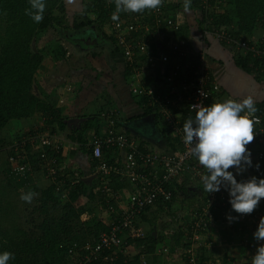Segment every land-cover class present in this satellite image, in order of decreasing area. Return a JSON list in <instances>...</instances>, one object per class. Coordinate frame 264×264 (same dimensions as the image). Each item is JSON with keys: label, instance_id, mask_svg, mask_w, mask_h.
I'll return each mask as SVG.
<instances>
[{"label": "built area", "instance_id": "2783aa9c", "mask_svg": "<svg viewBox=\"0 0 264 264\" xmlns=\"http://www.w3.org/2000/svg\"><path fill=\"white\" fill-rule=\"evenodd\" d=\"M200 1L203 9L216 14H222L226 9L223 0H214L213 4H210L209 0ZM170 2L171 0H163L158 9L146 10L143 13L129 12L125 18L111 20L110 29L115 33L117 51L126 66L130 67L128 76L131 78L128 79V86L131 94L138 99L144 98L145 106L157 107L169 126L168 132L178 135L181 146L175 152L144 149L132 136L116 131L119 118V110L116 107L110 106L99 113V118L106 122V130L101 135H94L88 145L92 157L98 160L94 169L95 176H99L104 184L106 197L110 198L107 200V211L110 214L108 229L101 232L94 243L86 241L70 244L67 252L70 261L68 264H111L116 259L117 248L121 247V243L125 244L123 235L132 238L143 236L136 223L138 216L156 202L171 201L173 191L170 184L175 178L187 172L203 186L200 176L206 174V170L190 155L189 147L183 141L184 123H181L176 111L184 110L186 119L190 116L194 118L192 105L207 106L211 104L212 99L222 101L221 87L211 76L204 53L195 52L194 57H191L193 47L190 38L181 31L178 8H168ZM199 12L202 10L199 9ZM258 24L264 32V16L259 19ZM205 26L203 36L212 34L230 49L234 47L239 54L250 52L253 57L258 58L264 54L261 49L264 38L257 41L256 46L246 38L242 40L241 37H235L232 25L221 24L218 28L212 24ZM231 52L234 53L232 49ZM259 68L262 70V67ZM152 72H157V78L155 75L154 80L146 81L145 77L150 76ZM254 119L258 120V123H254V140L248 145H255L258 149L254 160H251L252 166L246 167L242 174H237L235 168L229 169L238 182L252 176L264 178V172L260 168V161L264 157V111L257 108ZM52 136L50 132L44 131L23 132L11 147H14L15 152L22 150L23 153L25 148L29 147L31 152L37 154V171L55 182L59 162L49 150L60 152L61 146ZM104 151L122 152V160L109 161L106 158L105 161ZM9 160L15 174L27 169L26 162L23 163L14 156H10ZM113 174L125 179L134 187L129 193L126 206L119 210L110 204L111 200L114 201L113 191L109 186V178ZM206 197L204 207L194 212L185 227L186 240L190 241H186L190 245L184 249L188 264H214L211 260H201L195 251V242L201 241L210 227V208L222 209V217L227 224L238 230L255 232L260 217L264 216V206L259 205L251 214L236 213L229 202V192L223 186L218 192L206 193ZM229 216L236 219L230 222ZM260 243L262 242L256 239L253 242L247 239L242 242L243 246H251V249Z\"/></svg>", "mask_w": 264, "mask_h": 264}, {"label": "crops", "instance_id": "0c3cea01", "mask_svg": "<svg viewBox=\"0 0 264 264\" xmlns=\"http://www.w3.org/2000/svg\"><path fill=\"white\" fill-rule=\"evenodd\" d=\"M79 7L81 9V3ZM195 22L197 23V19H195ZM189 28L190 43L193 47L190 55L194 57L195 52L204 53L210 74L221 87L220 97L223 100L232 98L240 101L245 96H251L255 104L264 100V82L257 81L253 74L246 73L234 63L230 47L223 45L212 34L203 36L202 31L197 30V25L193 24V20ZM115 52L110 55L106 54V56L101 54L97 57L98 61L93 57L94 55L86 58L80 57L79 60L72 58L74 60L72 63L67 62L68 58H59L51 62L46 61L43 64L44 66L41 67L42 69L38 70V73L41 72V76L48 73V78L52 82L42 80L44 82L39 83L37 80L39 74L35 73L32 92L35 95L37 94L43 104H46L49 108L47 111H36L27 118L12 120L9 125L2 128L3 135H16L17 133L19 135L27 131L31 133L50 132L53 135L52 139L58 140L61 146V164L65 169L82 171L83 178L88 177L90 181L96 176L93 167L90 166L86 148L94 135L104 133L105 129L99 127V125L97 126L99 121L102 120L99 118V113L101 110L104 111L106 108L113 106L119 110L117 124L119 131L135 138L140 142L141 147L152 151H178L181 146L178 135L175 136L168 131L164 133L165 136L160 133L161 130L165 129L164 120L160 117L156 118L152 113L143 114L146 106L140 102L142 100L131 94L127 75L124 74L123 64L125 66L126 64L119 52ZM101 76L104 80L100 79ZM212 100L211 103L215 101ZM52 110H55L57 117L53 115ZM183 111H176L181 123L186 120ZM180 116H182V119ZM89 118H94L93 122L88 121ZM72 119L78 120L73 121ZM70 120L73 122L69 123ZM22 123H26L21 127L23 129L19 128L18 132H13V127L17 124L22 125ZM122 154V152L108 151L106 152V158L109 161H120L123 157ZM40 176L44 179L42 174ZM45 181L47 182V180ZM109 186L113 191L114 206L118 210L125 207L129 193L134 187L125 179H120L119 176L114 174L109 178ZM170 187L173 191L171 201L169 203L156 202L147 211L148 213L149 211H152V213L162 212L167 216L166 219L169 217L168 222L171 224L167 230V236L162 235L157 230H148V233H146L152 234V238H147L144 242L136 244L132 241L134 238L124 235L125 246L117 248L118 252L123 251L125 255L129 256L141 253L136 264H176L177 261L180 264H188L184 249L190 245L187 243L190 241L186 240L185 227L190 222L194 212L204 207L206 192L203 191V186L192 179L187 172L175 178ZM186 198L188 201H186ZM88 214L91 215L92 213ZM221 215L223 216L222 213ZM222 216L216 218L211 214L210 227L204 238L195 242L196 250L200 256L203 251V258L211 260L214 264H231L236 255L235 253L237 255L240 253L245 262V250L240 245L241 242L237 241L238 234H231L237 230L232 228L231 232L225 229L222 224L218 225L223 222L224 217ZM108 218L106 222H108ZM138 227L143 232V236L139 238L143 239L146 236L144 229L141 224H138ZM172 228L182 233L183 237L180 238L179 243L174 242L175 233L173 232L175 230ZM233 238L234 241H232ZM233 243L240 247L236 252L234 247L236 244L232 245ZM217 244L226 245L224 249H221L223 250L221 256L216 253L220 250L216 247ZM200 246L203 247L199 249Z\"/></svg>", "mask_w": 264, "mask_h": 264}, {"label": "trees", "instance_id": "16d2710c", "mask_svg": "<svg viewBox=\"0 0 264 264\" xmlns=\"http://www.w3.org/2000/svg\"><path fill=\"white\" fill-rule=\"evenodd\" d=\"M213 1L209 0L210 4H213ZM181 3L180 0L174 1L168 8L179 9ZM222 3L226 8L224 13L216 14L213 11L203 9L200 0H191V7L197 17V30L203 31L207 24L215 25L217 28L221 24H229L233 26V35L241 37L243 40L246 34L251 35L259 28V19L264 16V0H223ZM45 4L44 18L37 24L25 14V9L30 7L29 0H0V21L3 20L4 24L2 28L0 27V147L3 142L10 144L5 147V149L9 148L5 156V175L7 185L10 186L13 183L11 186L15 191L25 187L34 173L41 175L37 171L38 158L36 153L31 152L29 147L25 148L24 153L22 150L15 152L14 147H11L18 140V133L16 135H3L1 131L9 121L27 118L36 111H47L49 108L32 92L34 75L43 60L42 54L38 53L35 46L33 48V42L37 39L39 32L48 28L53 31L56 29L64 34L66 30H74L76 33L66 34V38L76 45L84 41V39L79 41L80 39L77 37L79 34H83V38L93 37L94 33L91 34L85 27H92L95 31L101 33V27L106 23L107 28H109V32H106V39L113 46V51H117L115 33L110 29L111 17L115 11L114 0L92 1L88 8L84 9L83 17L80 20H73L71 25L67 21L70 16L65 8V0H45ZM199 9L202 12H199ZM87 11L93 12L94 16H87L85 14ZM127 13L129 12H121L119 19L125 18ZM189 26L184 20H181V31L188 37H190ZM152 48L155 51L154 46ZM231 49L234 51V63L246 73L253 74L257 81L264 82V54L258 58L253 57L250 52L239 54L234 47H231ZM261 49L264 50V43ZM55 52L58 59L66 58L67 50L62 44L57 45ZM259 67H262V70ZM123 68L125 70L124 74L128 76L130 67L123 64ZM154 76L157 78V72H152L145 79L149 82L154 80ZM140 100H142L141 103H144V98ZM255 106L264 111V100L255 104ZM52 111L55 115V110ZM149 113H152L156 118H162L156 106H146L143 114L148 115ZM89 120L93 122L94 118H89ZM164 123L165 129L160 131L163 135L166 131H169V126L165 121ZM246 147L251 153V160H254L258 148L255 145H247ZM86 150L90 159V166L93 167L94 171L98 160L92 157L89 145ZM49 152L54 154L58 160L57 167L59 168L55 176V182L49 180L50 182H47L48 185L46 184L45 188H35L38 192L39 206H37V209L41 216L40 221L32 224L33 227L29 231L16 227L15 230L9 232L8 239L6 237L0 239V252L9 251L14 254V259L10 260L8 264H60L70 244L86 241L94 243L98 235L108 229V222L96 218L93 210L85 204L99 196L101 198L105 196L104 184L100 181L99 176L90 181L85 180L82 171L65 169L61 164V151L55 153L50 149ZM104 152L103 160L106 161V151ZM10 156H14L23 163L26 162L28 164L27 169L18 174L12 172ZM260 168L264 172V157L260 161ZM75 173L78 174L75 175ZM84 200L85 202H83ZM110 204L114 205L112 200ZM258 205L260 207L264 206V198L261 199ZM2 208L5 209L4 206ZM147 210H149V207L139 216L145 218ZM210 210L214 217L222 216V209L210 208ZM84 212L92 213L86 221L80 219V215ZM174 233V242L179 243L180 238L183 237L182 233L181 231ZM152 236V234H147L143 239L134 238L135 240L132 239V241L138 244L144 242L147 238H152ZM65 240L68 241L64 242ZM122 246L124 247L125 244L121 243ZM202 247L200 246L199 249ZM195 251L200 258L202 257L201 260L205 259L203 258V251L201 256L197 250ZM140 254L129 256L125 255L123 251L118 252L116 250V259L111 264H136ZM238 262L243 263L242 256L238 258Z\"/></svg>", "mask_w": 264, "mask_h": 264}, {"label": "clouds", "instance_id": "9594fccd", "mask_svg": "<svg viewBox=\"0 0 264 264\" xmlns=\"http://www.w3.org/2000/svg\"><path fill=\"white\" fill-rule=\"evenodd\" d=\"M115 11L111 19L119 20L121 12L141 13L155 10L162 6L163 0H114ZM29 8L25 9L35 23L43 20L45 0H29ZM184 10L191 8V0H184ZM195 116L188 117L183 124V141L189 147L190 155L206 170L200 179L203 191L214 193L223 186L229 192L232 209L239 214H251L264 198V178H251L238 182L230 168L242 173L246 167L252 166L251 153L246 147L254 140V119L257 112L251 96L240 101L232 98L217 100L210 105L196 107L192 105ZM258 167V165H256ZM34 193H22L21 199L30 203ZM233 221L235 217H228ZM257 241H261L251 264H264V216H261L256 231L253 233ZM14 259L9 251L0 252V264H8Z\"/></svg>", "mask_w": 264, "mask_h": 264}, {"label": "rangeland", "instance_id": "374dc122", "mask_svg": "<svg viewBox=\"0 0 264 264\" xmlns=\"http://www.w3.org/2000/svg\"><path fill=\"white\" fill-rule=\"evenodd\" d=\"M92 1H95V0H65V3H66L65 8H66L68 15L70 16V19L67 21L70 23V25H71L73 20H80L83 17L82 14L84 12V9H86V7L88 8V5ZM174 1L176 2L177 0H171L170 3L174 2ZM180 1H182V3H181L182 5H180V8L177 10V13L181 17V20H184V22L189 24L190 26L192 24V20H193V24H196V22H195L196 17H195V12H194L193 8L191 7L190 10L185 11L184 7H183L184 0H180ZM80 3H81V9L79 7ZM74 10H75V12H74ZM85 14L87 16H90V17L94 16V13L91 11H87V12H85ZM190 19H192L191 23H190ZM3 26H4V24H3V20H2V21H0V27L2 28ZM107 26L108 25H106V23H105L101 27V33L96 31L97 34H93V37L91 36L89 38H87V37L83 38V34H79L77 36L80 39L79 41H81L82 39H84V41H82V43H78L76 45L69 42V40L66 38V36H67L66 34H68V35L74 34V32H75L74 30H66L65 34L61 33L60 31H57L56 29H55V31H53L50 28L46 29L45 31L39 32L37 39L33 42V48L36 47V50H38V53L42 54L43 60L40 63V65L36 71V74L38 73V70L42 66H44L43 64H45L46 61L51 62L55 59L56 60L58 59L56 57L57 53L55 52V48H57V45H59V44H62V46H64L66 48V50L70 51V52L67 51L68 53H66V58H68L67 62H71V63L74 61L73 59L79 60L80 57L86 58L87 56H91V55H94L93 57H95L98 61L99 59L97 57H99L101 54H103V56H106V54L110 55V54L114 53V51L112 49L113 46H111V44L106 39V32L107 33L109 32V28H107ZM89 28H91V27H89ZM89 28L85 27L86 30H89ZM91 29L93 30V33H95V30L93 28H91ZM245 38L247 40H250L252 42V44L257 46L258 45L257 41H260V40H262V38H264V32L261 28H258L251 35L246 34ZM72 56H74V57H72ZM89 61H90V59H89ZM49 65H51V64H49ZM38 74L39 75L37 76L38 77L37 80L39 81V83H42L44 81L52 82V80L50 78H48V73H46L45 75L43 74V76L40 75L41 72ZM98 76H100V75H98ZM130 78H131V76H127V79H130ZM100 79L104 80L103 77ZM42 80H44V81H42ZM11 122L12 121H9L7 123V125H9ZM24 125H26V123H22V125L17 124L16 126L13 127V132H15V133L18 132L19 131L18 129L23 127ZM98 125H99V127L104 128L106 130V122L104 119L100 120L99 123L97 124V126ZM21 129H23V128H21ZM24 129H26V128H24ZM116 131L118 133L120 132L118 128H116ZM138 143H140V142H138ZM9 145L10 144L8 142H3V145L0 147V239H3L4 237H6V238L9 237L10 236L9 232L15 230L16 227L25 229L26 231H29L31 229V227H33L32 224L40 221L41 216H40V213L38 212V209H37V206H39L38 192L35 190V188L43 189L48 185L47 182H50L48 178H45L44 176H42L45 180H47V182H46L44 179L41 178L40 175H38L37 173H34V175H32L30 177V181H29V183L26 184L25 187L20 188V189L15 191L13 189V187L11 186L13 183H11V185L8 186L7 181H6L7 178L5 175V167H6L5 156H6V153L8 152L9 148L5 149V147H7ZM245 171H243V172H245ZM41 179L44 181H42ZM3 186H4V188H3ZM28 192L34 193L33 198H32L30 203L25 202L24 200H22L20 198L22 193H28ZM107 200H110V198H107L106 194H105V196H103L102 198H101V196H99L98 198H95L92 201H88L85 204L93 210V214H95L96 218H99L102 221H106L107 217H109L108 212H107V206H108ZM186 201H188V199ZM83 202H85V200ZM184 203H185V201H184ZM3 206L5 209L2 208ZM82 214H84V215L81 216ZM82 214L80 215V219L83 221L88 220L89 216L92 215V214L91 215L88 214L87 212H84ZM166 217L167 216L162 212H153L152 213V211H149V213L147 212L145 214V218L138 216V218L136 219V223H137V226H138V224L139 225L141 224L142 228L144 229L145 235H147L148 230H157L162 235L167 236L166 235L167 230H168L171 223L168 222V220H170L169 217H168V219H166ZM227 223L228 222H226L225 219L223 218V222L219 223L218 225L222 224L225 229H228L229 231L232 232V228ZM172 229L175 230V228H172ZM235 230H237V231L232 232L231 234L232 235H234V233L238 234L237 235V237H238L237 241L241 242L240 243L241 246H243L242 242H244V240H246V239L252 240V242H253V240L255 239L254 235H253L254 232L251 230H249V231H246L244 229L238 230L236 228H235ZM175 232H177V229L175 230ZM66 241H68V240H65L64 242H66ZM232 241H234V238L232 239ZM238 242H236V243H238ZM236 243H233L232 245H234ZM228 244H231V243H228ZM225 246L226 245L217 244L216 247L219 248L220 250H218V252H216V253L221 256V254L223 252V250H221V249H224ZM234 247L236 248L235 252L238 251V248H240V247H237V244ZM243 247H244L243 249L245 250L244 255L246 256L245 257L246 261L245 262L243 261L242 264H251L252 256L254 255V251L256 252L258 246H256V248L254 247V249H251V246H248V245L247 246L245 245ZM67 248H69V246ZM252 251H253V253H252ZM67 252H66L65 256L63 255L64 257H63V260H61L60 264H68L70 262L68 260L69 256H68ZM175 254L179 255L180 253H175ZM235 254L236 255L234 256V259L232 260L231 264H240L238 262V257L240 256V253L238 255H237V253H235ZM177 262H176V264H180ZM186 262H187V260H186Z\"/></svg>", "mask_w": 264, "mask_h": 264}, {"label": "water", "instance_id": "95a60500", "mask_svg": "<svg viewBox=\"0 0 264 264\" xmlns=\"http://www.w3.org/2000/svg\"><path fill=\"white\" fill-rule=\"evenodd\" d=\"M73 121H77L78 119H72ZM72 120H70V121H68L69 123L71 122H73ZM83 179H85V180H89V178L88 177H84Z\"/></svg>", "mask_w": 264, "mask_h": 264}, {"label": "flooded vegetation", "instance_id": "af4514ba", "mask_svg": "<svg viewBox=\"0 0 264 264\" xmlns=\"http://www.w3.org/2000/svg\"><path fill=\"white\" fill-rule=\"evenodd\" d=\"M92 28V27H91ZM91 28H89V31L91 32V34L93 33V30L91 29ZM94 34H97V32L95 31V33Z\"/></svg>", "mask_w": 264, "mask_h": 264}]
</instances>
